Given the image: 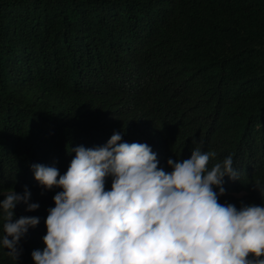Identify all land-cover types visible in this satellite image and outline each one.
Segmentation results:
<instances>
[{
    "label": "trees",
    "instance_id": "trees-1",
    "mask_svg": "<svg viewBox=\"0 0 264 264\" xmlns=\"http://www.w3.org/2000/svg\"><path fill=\"white\" fill-rule=\"evenodd\" d=\"M116 132L167 172L196 146L216 154L209 168L231 156L239 180L224 178L219 202L264 207V0H0V201L27 187L39 208L15 219L40 220L17 261L0 243V264L46 247L62 189L32 166L64 175L71 149Z\"/></svg>",
    "mask_w": 264,
    "mask_h": 264
},
{
    "label": "clouds",
    "instance_id": "clouds-1",
    "mask_svg": "<svg viewBox=\"0 0 264 264\" xmlns=\"http://www.w3.org/2000/svg\"><path fill=\"white\" fill-rule=\"evenodd\" d=\"M71 152L64 175L32 166L41 186L62 189L46 219V247L32 253L35 264H264V207L219 202L224 178L239 180L231 156L209 168L216 154L196 146L188 159H169L167 172L146 143L124 142L120 132L102 147ZM3 196L0 243L17 261L21 239L40 220L15 219L14 209L39 205L27 187Z\"/></svg>",
    "mask_w": 264,
    "mask_h": 264
}]
</instances>
